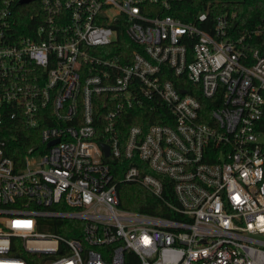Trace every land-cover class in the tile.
Segmentation results:
<instances>
[{"label": "built area", "instance_id": "1", "mask_svg": "<svg viewBox=\"0 0 264 264\" xmlns=\"http://www.w3.org/2000/svg\"><path fill=\"white\" fill-rule=\"evenodd\" d=\"M20 1L0 0V126L47 123L49 150L16 167L0 137V264H264V8L242 25L210 4L172 13L191 0H33L37 24L17 34ZM125 25L129 61L92 50ZM145 107L167 122L123 137L124 113ZM120 157L139 162L122 180L175 216L120 206Z\"/></svg>", "mask_w": 264, "mask_h": 264}, {"label": "trees", "instance_id": "2", "mask_svg": "<svg viewBox=\"0 0 264 264\" xmlns=\"http://www.w3.org/2000/svg\"><path fill=\"white\" fill-rule=\"evenodd\" d=\"M208 4H210V10L213 16L227 9H236L238 11L239 24L241 23L242 25H249L258 21L262 16L264 8V0H191L184 2L185 6H189L188 8L182 6L179 8L178 12L172 13L183 20H192L194 15L199 11L205 10ZM16 9L18 17L16 19L14 31L17 32V34H29L30 29L37 24L35 18L31 15L33 13L34 4L26 5L17 3ZM125 27L126 25L118 29L117 38L111 44L96 46L93 47L92 50L103 58L108 53L116 57L118 51H122L126 61H129L131 53L137 48V45L128 37L125 32ZM104 99L105 95L94 96L95 117L100 124H102L106 109ZM165 122L167 121H163V119L159 117V111L157 109L150 110L148 107H145L134 108L124 113L120 121V126L124 137L126 136V129L132 124L147 126L152 123ZM46 125L47 123H42L41 126L30 127L17 118H4L0 126V137L6 142L5 152L13 159L16 167L23 165L26 156L44 154L49 150L46 142L43 141L41 136L42 128ZM109 162L112 164L115 180L118 183V194L121 207L141 213L175 216L174 213L168 211L162 199L155 197L144 186L136 182L122 180L126 167L133 163L139 164L136 157L134 159H127L125 157L114 158L109 159ZM166 179L165 195L170 200L176 201L172 190V181L168 178ZM44 229L48 228L42 227V230ZM52 230L71 235L69 231L59 226L53 227ZM31 264H42V260L36 259V261Z\"/></svg>", "mask_w": 264, "mask_h": 264}, {"label": "water", "instance_id": "3", "mask_svg": "<svg viewBox=\"0 0 264 264\" xmlns=\"http://www.w3.org/2000/svg\"><path fill=\"white\" fill-rule=\"evenodd\" d=\"M31 1H33V0H21L20 3H21V4H25V3H29V2H31ZM182 92H184V91H182ZM57 142H59V139H58V138H57V139H54V140H52V141H50V142H49V145H53V144H55V143H57ZM102 147H103V149L105 150L106 155L108 156V155L110 154V149H109L108 145H106V144L104 143V144L102 145Z\"/></svg>", "mask_w": 264, "mask_h": 264}]
</instances>
